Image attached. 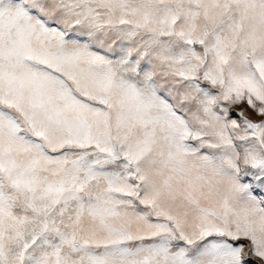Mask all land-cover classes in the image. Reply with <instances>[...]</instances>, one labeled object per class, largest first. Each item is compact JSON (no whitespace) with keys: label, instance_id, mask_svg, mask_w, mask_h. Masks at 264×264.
I'll list each match as a JSON object with an SVG mask.
<instances>
[{"label":"snow or ice","instance_id":"snow-or-ice-1","mask_svg":"<svg viewBox=\"0 0 264 264\" xmlns=\"http://www.w3.org/2000/svg\"><path fill=\"white\" fill-rule=\"evenodd\" d=\"M0 264H264V0H0Z\"/></svg>","mask_w":264,"mask_h":264}]
</instances>
